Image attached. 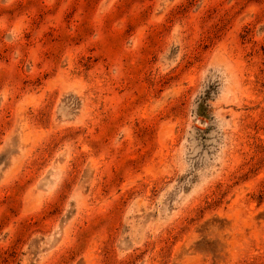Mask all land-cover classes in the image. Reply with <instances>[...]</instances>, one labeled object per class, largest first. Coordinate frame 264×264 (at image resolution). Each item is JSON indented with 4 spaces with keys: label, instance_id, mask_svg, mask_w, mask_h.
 I'll list each match as a JSON object with an SVG mask.
<instances>
[{
    "label": "rangeland",
    "instance_id": "374dc122",
    "mask_svg": "<svg viewBox=\"0 0 264 264\" xmlns=\"http://www.w3.org/2000/svg\"><path fill=\"white\" fill-rule=\"evenodd\" d=\"M0 264H264V0H0Z\"/></svg>",
    "mask_w": 264,
    "mask_h": 264
}]
</instances>
